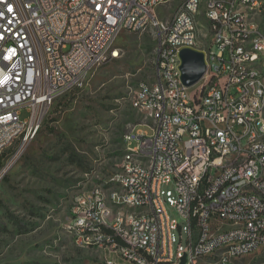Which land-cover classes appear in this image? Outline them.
<instances>
[{
    "label": "built area",
    "instance_id": "2783aa9c",
    "mask_svg": "<svg viewBox=\"0 0 264 264\" xmlns=\"http://www.w3.org/2000/svg\"><path fill=\"white\" fill-rule=\"evenodd\" d=\"M172 1L0 0V156L31 142L57 99L119 56L122 33L150 31L154 80L138 85L132 105L153 132L125 134L111 178L127 190L80 191L65 230L82 224L75 244L102 264H251L264 249V0H184L159 17ZM185 47L205 56L193 92L182 81Z\"/></svg>",
    "mask_w": 264,
    "mask_h": 264
},
{
    "label": "rangeland",
    "instance_id": "374dc122",
    "mask_svg": "<svg viewBox=\"0 0 264 264\" xmlns=\"http://www.w3.org/2000/svg\"><path fill=\"white\" fill-rule=\"evenodd\" d=\"M183 1L161 6L158 16L170 18ZM118 46V57L56 100L31 142L13 143L1 156L0 264H102L100 252L78 247L65 230L72 201L82 190L115 185L111 177L120 170L126 133L134 127L153 132L132 99L141 82L154 80L155 36L124 32ZM28 116L23 109L21 117ZM167 208L180 223L175 207ZM246 261L264 263V249Z\"/></svg>",
    "mask_w": 264,
    "mask_h": 264
},
{
    "label": "water",
    "instance_id": "95a60500",
    "mask_svg": "<svg viewBox=\"0 0 264 264\" xmlns=\"http://www.w3.org/2000/svg\"><path fill=\"white\" fill-rule=\"evenodd\" d=\"M182 81L186 86L197 83L206 71L205 56L203 52L186 48L181 51ZM185 257L183 258V263Z\"/></svg>",
    "mask_w": 264,
    "mask_h": 264
},
{
    "label": "bare ground",
    "instance_id": "6f19581e",
    "mask_svg": "<svg viewBox=\"0 0 264 264\" xmlns=\"http://www.w3.org/2000/svg\"><path fill=\"white\" fill-rule=\"evenodd\" d=\"M245 18H252V11H245ZM262 38H264V17L262 21ZM192 49V47H185ZM260 61H264V54H260ZM255 135H262V127H255ZM116 189L127 190L126 180H120V178H112ZM256 200H264V191H256ZM71 218H78V210L76 209V203L72 202L70 207ZM82 224H75V231L72 234L75 243H78L81 239ZM93 248H100V241H93Z\"/></svg>",
    "mask_w": 264,
    "mask_h": 264
},
{
    "label": "trees",
    "instance_id": "16d2710c",
    "mask_svg": "<svg viewBox=\"0 0 264 264\" xmlns=\"http://www.w3.org/2000/svg\"><path fill=\"white\" fill-rule=\"evenodd\" d=\"M2 167V161H1V156H0V168Z\"/></svg>",
    "mask_w": 264,
    "mask_h": 264
}]
</instances>
